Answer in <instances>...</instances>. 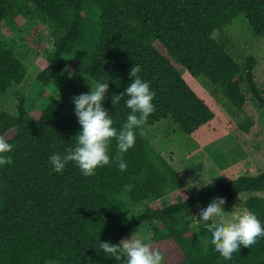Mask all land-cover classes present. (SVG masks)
<instances>
[{"label": "trees", "instance_id": "16d2710c", "mask_svg": "<svg viewBox=\"0 0 264 264\" xmlns=\"http://www.w3.org/2000/svg\"><path fill=\"white\" fill-rule=\"evenodd\" d=\"M240 15L255 35L264 37V0H0V20L6 18L11 32L21 33L26 21L35 18L51 29L52 50L36 75L43 91L74 61L83 76L96 83L107 80L103 103L117 130L130 109L123 97L116 105L111 97L130 83L132 65H141L139 75L156 93L154 112L123 154L126 170L113 160L88 177L72 162L62 173L53 172L48 162L51 153L73 145L81 127L54 95L38 118L28 112L22 96L15 113L0 108V136L15 133L7 138L14 145L7 153L13 163L0 167V264H123L103 250L98 253L99 242L118 243L144 224L158 249L173 246L168 264H264V238L224 260L190 216L217 194L229 202L241 193L264 192V171L209 182L194 191L143 133L170 118L192 135L217 117L179 66L219 87L237 109L246 100V81L264 110V92L253 74L255 58L247 57L242 65L212 37ZM4 39L0 37V94L21 84L27 74L15 42ZM251 125L246 119L240 127L248 131ZM115 152L113 139L109 155ZM249 195L243 207L264 221V197Z\"/></svg>", "mask_w": 264, "mask_h": 264}, {"label": "rangeland", "instance_id": "374dc122", "mask_svg": "<svg viewBox=\"0 0 264 264\" xmlns=\"http://www.w3.org/2000/svg\"><path fill=\"white\" fill-rule=\"evenodd\" d=\"M5 20H0V37H6L5 41L15 42L16 51L27 67V74L21 84L13 85L7 92L0 94V108L15 113L18 98L22 96L28 112L33 118H38L48 97L54 95L74 113L72 97L87 92L96 82L78 73L74 61H70L43 91L37 83L36 75L47 64V52L52 50L51 29L35 18L26 21L23 31L17 34L11 32L12 29ZM212 37L242 65L247 57L255 58L253 74L259 89L264 92V37L255 35L243 15L233 19L220 31H215ZM69 71L72 72L71 76ZM179 71L197 94L215 110L217 117L192 135H186L170 118L163 119L144 130L150 143L181 174L189 188L195 180L204 183L210 177L209 183L264 171V110L251 97L247 82L242 85V91L246 95L245 103L241 109H237L227 101L221 89L205 77H192L180 66ZM246 119H250L252 124L248 131L240 127ZM14 134V130H9L5 137L11 138ZM190 189L196 191L194 188ZM249 194L264 197V192L238 194L233 200L224 201L220 205L221 210L226 211L224 215L230 216L233 211L243 207ZM163 200L166 201L167 197ZM140 207L141 204L138 203L135 209ZM214 219L213 217L212 220ZM136 230L148 237L147 242L152 247L158 248L148 224L136 226L123 234L120 240L129 238ZM171 247L173 246L159 248L163 254V264H168L174 256V252H170Z\"/></svg>", "mask_w": 264, "mask_h": 264}, {"label": "clouds", "instance_id": "9594fccd", "mask_svg": "<svg viewBox=\"0 0 264 264\" xmlns=\"http://www.w3.org/2000/svg\"><path fill=\"white\" fill-rule=\"evenodd\" d=\"M141 65L135 63L130 67V83L118 94H113V105L121 101L130 109L126 120L117 130L114 127L112 115L104 106L108 83L99 81L90 86L87 92H82L72 97L74 114L80 129L74 134V143L65 152H53L48 156V162L53 172L62 173L66 165L72 162L78 167L81 175L93 176L96 170L115 160L121 171L126 170L127 163L122 158L136 140V130L143 126L150 114L155 110L152 103L156 93L150 88V81L143 79ZM69 76L72 72L69 71ZM115 140L116 152L109 155V146ZM14 145L4 136H0V167L12 164V157L7 155ZM213 177V176H212ZM210 178V177H209ZM198 180L193 181L190 188L199 190L208 185ZM186 199L183 196V201ZM182 201V202H183ZM224 197L221 194L210 197L196 213L190 215L196 225L207 231V241L214 252L224 260H230L234 253H238L241 246L249 247L256 243L258 238H264V221L247 207L233 211L230 216H225L220 205ZM215 218L214 220L210 218ZM148 237L136 230L129 238L118 243L109 241L99 242V253L103 250L106 257H115L123 264H163V254L154 248Z\"/></svg>", "mask_w": 264, "mask_h": 264}]
</instances>
